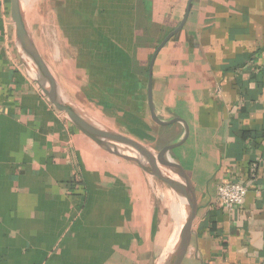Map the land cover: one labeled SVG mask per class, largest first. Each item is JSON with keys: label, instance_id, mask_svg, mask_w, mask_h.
<instances>
[{"label": "crops", "instance_id": "obj_1", "mask_svg": "<svg viewBox=\"0 0 264 264\" xmlns=\"http://www.w3.org/2000/svg\"><path fill=\"white\" fill-rule=\"evenodd\" d=\"M189 1L53 0L64 42L59 68L70 77L59 81L69 92L65 85L79 86L68 100L106 131L146 132L156 149L180 138L181 124L151 119L149 66ZM153 100L159 118L188 126L171 153L197 201L179 264H264V0H193L185 26L156 59ZM110 117L120 128L107 126ZM228 182L248 188L234 212L217 201ZM167 186L54 108L31 78L5 0L0 264H159L176 224Z\"/></svg>", "mask_w": 264, "mask_h": 264}, {"label": "water", "instance_id": "obj_2", "mask_svg": "<svg viewBox=\"0 0 264 264\" xmlns=\"http://www.w3.org/2000/svg\"><path fill=\"white\" fill-rule=\"evenodd\" d=\"M192 1L193 0L189 1L186 15L181 24L157 47L149 66L148 103L151 119L155 124L162 127L181 124L184 128V132L180 138L167 144L160 151L152 152L139 146L135 142L127 141V139L121 136H117L100 128L60 97L55 81L48 68L45 66L41 55L28 33L23 17L21 0H11V17L15 26L17 42L21 48L25 63L31 78L54 108L63 114L80 132L93 140L100 147L111 154L136 164L144 172L167 184L185 200L184 224L161 264L180 263L193 232V226L197 216V201L195 189L189 175L181 163L171 156L173 150L182 145L187 139L188 126L179 118L162 120L157 115L153 100V69L159 53L185 26L191 10Z\"/></svg>", "mask_w": 264, "mask_h": 264}, {"label": "rangeland", "instance_id": "obj_3", "mask_svg": "<svg viewBox=\"0 0 264 264\" xmlns=\"http://www.w3.org/2000/svg\"><path fill=\"white\" fill-rule=\"evenodd\" d=\"M22 12L24 21L28 30V33L35 44L39 54L41 55L45 66L48 68L49 72L53 80L55 81V85L57 87L59 95L61 98L72 106V104L76 107L78 111H80L83 115L84 108H82L81 103L76 100H68V97L72 95L77 96L76 90L78 84L73 83V88L70 84L65 85L67 87L70 86L73 89V92L67 91L63 84H60L61 75L64 80H70V77H66V73H63L64 70H60L59 65L61 61H63L64 56L62 53L63 49V39L59 35L57 22L55 20V11L53 8V0H21ZM59 51L61 56L59 57ZM59 57V59H58ZM61 58V59H60ZM69 72V71H68ZM63 73V74H62ZM57 81V82H56ZM59 81V82H58ZM58 83V84H56ZM107 126L118 128L116 117H110L108 121H105ZM120 128V127H119ZM111 133L121 136L127 141H132L137 143L140 146L146 147L148 150L152 152H158L164 147L165 144H157V149L153 146H149L147 143L153 141V139L148 138L147 133L143 131H134V132H114ZM163 184V183H162ZM161 185V184H160ZM166 186V185H165ZM168 187V186H167ZM165 188V187H164ZM170 188V187H169ZM171 190V189H170ZM169 206H174L175 202L180 200V197L174 190L169 192ZM174 198V199H173ZM172 200V201H171ZM185 207V206H184ZM184 222V221H183ZM161 262V261H160ZM159 262V263H160Z\"/></svg>", "mask_w": 264, "mask_h": 264}, {"label": "built area", "instance_id": "obj_4", "mask_svg": "<svg viewBox=\"0 0 264 264\" xmlns=\"http://www.w3.org/2000/svg\"><path fill=\"white\" fill-rule=\"evenodd\" d=\"M5 0H0V9ZM248 194V188L240 182L220 184L217 188V201L221 208L234 212L242 206Z\"/></svg>", "mask_w": 264, "mask_h": 264}, {"label": "bare ground", "instance_id": "obj_5", "mask_svg": "<svg viewBox=\"0 0 264 264\" xmlns=\"http://www.w3.org/2000/svg\"><path fill=\"white\" fill-rule=\"evenodd\" d=\"M114 131V130H113ZM109 132H112L111 130H109ZM116 132V131H114ZM140 146V145H139ZM145 149H147L146 147L144 146H141ZM148 150V149H147ZM167 191V190H166ZM179 197H180V200L176 201L174 204V206H172V208H174L173 210V215H174V218L176 220V224H175V228H174V236H173V241H172V244L170 245V247L168 248L167 252L170 250V248L172 247V245L174 244L175 242V239L177 238L180 230H181V225H182V221H183V212H184V206H185V200L179 195L177 194ZM174 199V198H173ZM169 201V200H168ZM172 201V200H171ZM170 204V203H169ZM166 207V206H165ZM168 208V207H167ZM162 263V260L159 264Z\"/></svg>", "mask_w": 264, "mask_h": 264}]
</instances>
